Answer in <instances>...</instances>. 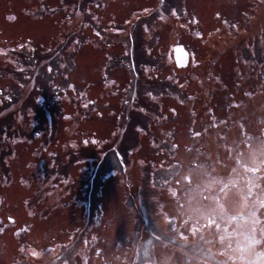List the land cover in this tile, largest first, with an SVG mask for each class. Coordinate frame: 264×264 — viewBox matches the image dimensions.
Here are the masks:
<instances>
[{
  "label": "rangeland",
  "instance_id": "rangeland-1",
  "mask_svg": "<svg viewBox=\"0 0 264 264\" xmlns=\"http://www.w3.org/2000/svg\"><path fill=\"white\" fill-rule=\"evenodd\" d=\"M0 264H264V0H0Z\"/></svg>",
  "mask_w": 264,
  "mask_h": 264
},
{
  "label": "water",
  "instance_id": "water-1",
  "mask_svg": "<svg viewBox=\"0 0 264 264\" xmlns=\"http://www.w3.org/2000/svg\"><path fill=\"white\" fill-rule=\"evenodd\" d=\"M188 52L184 49L183 46L175 47V58L179 67L186 66L188 64Z\"/></svg>",
  "mask_w": 264,
  "mask_h": 264
}]
</instances>
